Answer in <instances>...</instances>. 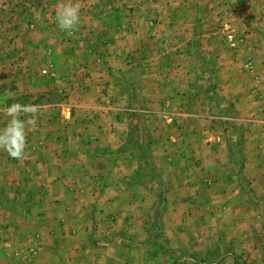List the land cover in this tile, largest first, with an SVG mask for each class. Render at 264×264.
I'll list each match as a JSON object with an SVG mask.
<instances>
[{
    "label": "rangeland",
    "instance_id": "1",
    "mask_svg": "<svg viewBox=\"0 0 264 264\" xmlns=\"http://www.w3.org/2000/svg\"><path fill=\"white\" fill-rule=\"evenodd\" d=\"M62 2L80 6L71 33ZM2 64L57 75L18 102L59 131L83 85L123 105L127 137L98 187L65 157L52 184L0 172V264H264V0H0Z\"/></svg>",
    "mask_w": 264,
    "mask_h": 264
},
{
    "label": "crops",
    "instance_id": "2",
    "mask_svg": "<svg viewBox=\"0 0 264 264\" xmlns=\"http://www.w3.org/2000/svg\"><path fill=\"white\" fill-rule=\"evenodd\" d=\"M112 69L114 70L115 67L113 66ZM8 71L7 66L5 67L3 64L0 66V108L7 107L12 103L11 101L18 102L26 94L31 95L36 91L38 93H44L47 89L46 83L49 84L50 88L53 85L52 83L57 82V75L55 73L49 79L46 78L41 82H35L32 79L29 80L27 77L20 75L9 77ZM76 89L79 92L74 89L71 98L72 102L69 104H61V106H67L70 109L66 117V121L70 123V126L68 124L67 128H73L79 122L80 126L75 131V134L73 130L68 132L65 127L62 132L56 128V120L59 116H57L55 121H48L44 116L42 118L36 117L35 126L33 127L30 124L27 126L26 149L23 158L19 160L13 159L5 151L0 150V172L4 180L7 179L6 181L10 182L15 178L17 179L14 180L15 182L32 181L35 183H55L58 181V178L62 177L61 175H64V172L58 174L56 169L58 167V161L63 157L69 159L67 161L72 163L73 170L69 172L70 176L85 175L83 176L85 179L78 178L75 180L77 182L88 180L94 184V187H98L99 184L105 182L104 180L109 170L115 169L116 171L114 173L122 175L124 172L123 167L126 164L122 165L120 157L122 150L119 147L121 144H124L127 137V132L123 129V119L125 117L121 115L123 105L118 106V104L112 105L110 103L102 105V100H99V95L95 96L93 93L90 94L91 91L85 90L83 85L76 87ZM184 90L185 84L183 83L180 89L170 96L166 95L163 99L164 101L166 100L167 105L171 103L180 105L181 103L177 101L183 98ZM113 96L116 97L114 94ZM103 97L106 96L103 95ZM87 98H91L92 100L86 103ZM71 108H76V111L73 113ZM242 114L243 117L249 115L248 113ZM198 117L204 116L199 115ZM205 117L207 118V116ZM6 121L7 118L0 112V127H3ZM69 133L72 134L69 135ZM70 138L76 140L73 148H70V150L68 148V151L62 150V145L65 144L61 142ZM92 142L97 143L98 147H93L91 145ZM116 149L120 150L117 151ZM116 152H119V154L117 155ZM108 156H113V165L112 163L105 162L104 159ZM117 156L120 158L117 159ZM60 162L67 163L64 161ZM133 166L136 169L137 165L133 164ZM4 168L7 170H4ZM51 193H54V191L51 190ZM17 197L19 198L20 195ZM19 229L20 227L18 225L8 223L5 224L4 230L17 232Z\"/></svg>",
    "mask_w": 264,
    "mask_h": 264
},
{
    "label": "clouds",
    "instance_id": "3",
    "mask_svg": "<svg viewBox=\"0 0 264 264\" xmlns=\"http://www.w3.org/2000/svg\"><path fill=\"white\" fill-rule=\"evenodd\" d=\"M80 6L76 3L62 2L56 9V23L60 30L71 33L80 22ZM39 108L30 103L12 102L0 112L7 118L0 127V150L5 151L13 159H21L25 155L27 126L36 124ZM22 117H30L24 119Z\"/></svg>",
    "mask_w": 264,
    "mask_h": 264
}]
</instances>
